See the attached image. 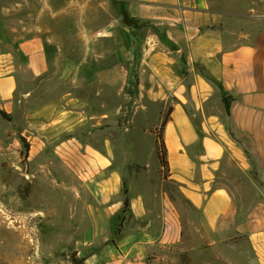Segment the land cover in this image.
<instances>
[{
  "label": "crops",
  "instance_id": "crops-1",
  "mask_svg": "<svg viewBox=\"0 0 264 264\" xmlns=\"http://www.w3.org/2000/svg\"><path fill=\"white\" fill-rule=\"evenodd\" d=\"M238 2L0 0V130L82 264H264V16Z\"/></svg>",
  "mask_w": 264,
  "mask_h": 264
},
{
  "label": "rangeland",
  "instance_id": "rangeland-1",
  "mask_svg": "<svg viewBox=\"0 0 264 264\" xmlns=\"http://www.w3.org/2000/svg\"><path fill=\"white\" fill-rule=\"evenodd\" d=\"M238 3L234 8L241 13L264 16V0H239ZM157 133L158 129L154 133L155 139ZM236 138L248 146L247 140ZM24 151L25 144L18 132L1 128L0 264H72L71 257L77 253L75 239L79 235L76 225L71 222L69 214L60 215L58 222L55 213H48L49 208L54 210L55 207L48 205V200L42 197L41 184L30 183L25 178L29 170L22 158ZM243 177L232 162L224 173L218 175L217 182L232 188L244 182ZM20 227L26 229L24 253L21 251V236L15 232V228Z\"/></svg>",
  "mask_w": 264,
  "mask_h": 264
},
{
  "label": "trees",
  "instance_id": "trees-1",
  "mask_svg": "<svg viewBox=\"0 0 264 264\" xmlns=\"http://www.w3.org/2000/svg\"><path fill=\"white\" fill-rule=\"evenodd\" d=\"M0 116L4 119H7V116L2 111H0ZM162 127L163 126L161 125L156 135V152L161 167V173H163L164 175L167 165H166V152L162 141ZM71 262L72 264H82V260L78 259L76 255H72Z\"/></svg>",
  "mask_w": 264,
  "mask_h": 264
},
{
  "label": "bare ground",
  "instance_id": "bare-ground-1",
  "mask_svg": "<svg viewBox=\"0 0 264 264\" xmlns=\"http://www.w3.org/2000/svg\"><path fill=\"white\" fill-rule=\"evenodd\" d=\"M26 226V225H25ZM14 229V228H13ZM28 231V230H27ZM15 232H16V234L22 239V240H20L21 241V243H22V247H21V251H22V253H24L25 252V248H23V245H24V243H25V238L23 237V235H26L25 233H26V229L25 228H23V227H20V228H15ZM22 256V254H20V257ZM2 259V258H1ZM1 261V260H0ZM15 264V263H14ZM17 264V263H16Z\"/></svg>",
  "mask_w": 264,
  "mask_h": 264
},
{
  "label": "water",
  "instance_id": "water-1",
  "mask_svg": "<svg viewBox=\"0 0 264 264\" xmlns=\"http://www.w3.org/2000/svg\"><path fill=\"white\" fill-rule=\"evenodd\" d=\"M223 102H224V105H225V111H226L227 114H229V106H230L231 99L229 97H225L223 99Z\"/></svg>",
  "mask_w": 264,
  "mask_h": 264
}]
</instances>
